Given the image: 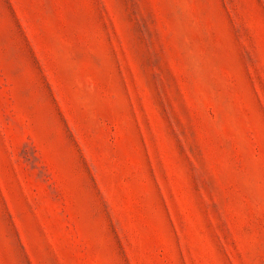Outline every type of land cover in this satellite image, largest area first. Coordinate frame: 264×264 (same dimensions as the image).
I'll return each instance as SVG.
<instances>
[{
	"label": "rangeland",
	"instance_id": "1",
	"mask_svg": "<svg viewBox=\"0 0 264 264\" xmlns=\"http://www.w3.org/2000/svg\"><path fill=\"white\" fill-rule=\"evenodd\" d=\"M0 264H264V0H0Z\"/></svg>",
	"mask_w": 264,
	"mask_h": 264
}]
</instances>
